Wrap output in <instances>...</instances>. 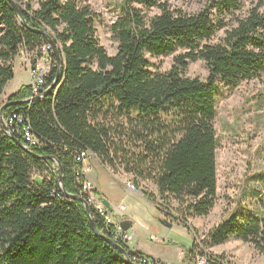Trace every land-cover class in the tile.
<instances>
[{
  "label": "trees",
  "instance_id": "trees-1",
  "mask_svg": "<svg viewBox=\"0 0 264 264\" xmlns=\"http://www.w3.org/2000/svg\"><path fill=\"white\" fill-rule=\"evenodd\" d=\"M31 1L25 10L17 5L22 21L0 0V110L30 95L22 87L2 102L23 51L47 46L53 63L40 97L5 108V122L18 119L14 128L6 132L0 121V264H135L132 255L148 257L117 243L127 260L105 240L112 238L95 210L88 215L81 201L63 195L60 178L70 195L87 200L77 158L90 153L114 175H129L147 201L191 232L190 219L210 215L218 200V92L264 81V0H202L195 13L166 0H122L112 57L100 45L90 6L45 0L33 9ZM153 9L160 14L147 20L144 11ZM177 52L184 54L166 73L149 59ZM198 60L206 63V80L185 75ZM36 172H48L47 179ZM231 239L264 255V215L236 210L186 258L227 264L207 251Z\"/></svg>",
  "mask_w": 264,
  "mask_h": 264
},
{
  "label": "rangeland",
  "instance_id": "rangeland-1",
  "mask_svg": "<svg viewBox=\"0 0 264 264\" xmlns=\"http://www.w3.org/2000/svg\"><path fill=\"white\" fill-rule=\"evenodd\" d=\"M12 1L23 10L26 9L29 3L28 0ZM42 1L45 0H32L30 7L38 9ZM80 1L90 6L93 12L97 14L96 30L100 45L109 56H115L118 52L119 42L116 40L111 28L120 15L118 7L122 0ZM166 1L172 8L187 13H195L203 7L202 0ZM144 14L146 19L150 20L160 13L159 10L153 9L144 11ZM223 37L224 33L221 32L215 42ZM45 47L46 50H42L44 48L42 47V49L25 50L21 53L14 63L15 80L8 84V91H12L15 86L21 84L22 87H30V95L27 98L28 100L32 98L33 79L31 68L48 67V63L44 59L51 56V51L49 52V48ZM182 54L184 52H177L169 57H149V59L155 68L166 73L172 69L174 58ZM185 75L189 78L206 80L208 77L206 63L201 60L189 63ZM216 105L218 200L210 215L190 219L189 221L191 228L189 234L193 237L197 246L202 244L211 230L227 220L238 209L245 213L264 215V185L259 181L264 177V81L263 83L256 81L244 83L235 90L223 88L218 92ZM89 156L91 159L87 160L86 166H89L92 159L97 160V158ZM107 171L111 176L114 175L110 170L107 169ZM36 175L40 180H44L47 179L48 172H36ZM255 176H259L257 180H253ZM40 180H37V183H41ZM142 188H147L151 192L156 191L153 185L146 182H142ZM127 203H130V201ZM161 220L176 224L173 219L165 214L161 216ZM166 232L165 236L156 234L157 239L163 237L172 243H181L183 246L189 241L186 240V232L181 228L173 227L172 229H166ZM130 235L132 236V234ZM135 237L132 238L135 240L137 239ZM132 238L127 242V245L132 241ZM154 240L156 241L155 238ZM161 242L159 240L157 243ZM151 244L154 245V243ZM207 252L213 256H224L227 264H264V255L259 254L251 245L235 239L229 240L224 245L213 247ZM186 253L187 251L178 252L179 257L184 262H190L186 258ZM197 257L201 256L197 255ZM195 262L190 263L195 264Z\"/></svg>",
  "mask_w": 264,
  "mask_h": 264
},
{
  "label": "crops",
  "instance_id": "crops-1",
  "mask_svg": "<svg viewBox=\"0 0 264 264\" xmlns=\"http://www.w3.org/2000/svg\"><path fill=\"white\" fill-rule=\"evenodd\" d=\"M8 87L9 85H7L2 97L3 103H6L11 96L16 94L22 85L15 86L12 91H8ZM89 166L90 173L87 178L93 184L95 194L101 199L117 222L121 220L130 223L128 233L137 238L135 240L132 238V241L128 244L131 251L142 253L159 264H192L184 262L178 254V252L190 250L194 244L193 237L190 236L188 229L179 223H172V228L178 227L186 232V240L189 241L185 246L178 242L172 243L163 237L159 239L162 242L157 243L159 240L156 234L165 236L167 234L166 229H172L161 223L163 214L158 207L147 201L143 194L129 190L127 187V184L131 182L129 175L122 173L121 175L111 176L107 169L95 159L91 160ZM128 201L130 203H127ZM151 243H154V245Z\"/></svg>",
  "mask_w": 264,
  "mask_h": 264
},
{
  "label": "built area",
  "instance_id": "built-area-1",
  "mask_svg": "<svg viewBox=\"0 0 264 264\" xmlns=\"http://www.w3.org/2000/svg\"><path fill=\"white\" fill-rule=\"evenodd\" d=\"M42 50H46V48H43ZM44 61L48 63V67H36L31 68L32 71V95H37L45 90L46 86V80L51 74L52 70V59L50 57L45 58ZM18 119L16 117H13L8 120L7 126L14 128L16 122ZM18 127H15L14 131H17ZM25 140L31 144L34 145L36 143V140L33 135H31L27 130L24 132ZM88 159H91L90 156H87V154H84L81 152L77 158V161L81 164V174L84 177V183L82 185L84 195L87 199V202L89 203L90 207H92L96 215L102 219V222L104 224V232H106L116 243L120 242H129L131 240V236L124 233L119 226H117L115 219L113 218V215L109 213L107 207L102 203L101 199L95 194L93 184L88 180L87 174L90 173V166H86L85 163ZM129 190L133 192H138L135 187L127 186ZM114 228V230H113ZM154 239V238H153ZM130 258L139 261L143 264H150V260L148 258H141L140 256H137L136 254L132 255ZM198 264H206L207 260L205 258H197Z\"/></svg>",
  "mask_w": 264,
  "mask_h": 264
},
{
  "label": "water",
  "instance_id": "water-1",
  "mask_svg": "<svg viewBox=\"0 0 264 264\" xmlns=\"http://www.w3.org/2000/svg\"><path fill=\"white\" fill-rule=\"evenodd\" d=\"M9 2H10V4L12 5V7L14 8V10L16 11V13L19 15V17H20V18L22 19V21H23V17H22V15H21V12H20V10L18 9V6L16 5V3H14L12 0H9ZM56 53H57V51H56ZM22 103H29V101H28V100H25V101H23V102H18V103H7V105H5V106H3V107L1 108V110H0V121H1V123L3 124V126H4V128H5V130H6V132H9V129L7 128V126H6V124H5V121H4V118H3V112H4L5 108H6L7 106H10V105H14V104H22ZM44 160H47V158H44ZM140 193H141V192H140ZM63 194H64V196H66V197L69 198V199H72V200H79V201H81V202L84 204V206H85V208H86V211H87L88 215H90V210H91V208H90V205H89V203L87 202V200H85L84 198H82V197H80V196H71V195H69L65 190H63ZM141 194H142V193H141ZM161 223H162L164 226L168 227V228H171V227L173 226L172 223L168 222L167 220H162ZM118 224H119V226L122 228L123 231H125V232L128 231L129 226H130V223H129V222L118 220ZM91 225H92V227H93V230L97 233V228H96V226H95V224H94L93 221H91ZM105 240H106L107 242H109L110 244L114 245L116 248H118V249L122 252V254L124 255V257L128 260V253L125 251L124 248H122L120 245H118V244H116L115 242H113L110 238H105Z\"/></svg>",
  "mask_w": 264,
  "mask_h": 264
},
{
  "label": "bare ground",
  "instance_id": "bare-ground-1",
  "mask_svg": "<svg viewBox=\"0 0 264 264\" xmlns=\"http://www.w3.org/2000/svg\"><path fill=\"white\" fill-rule=\"evenodd\" d=\"M51 58V57H50ZM46 83H47V80H46ZM46 89H47V87L45 86V90L43 91V92H45L46 91ZM43 92H41V93H39V94H37V95H33L32 96V98H36V97H40L42 94H43ZM31 98V99H32ZM29 102H30V100H28ZM7 123V122H6ZM84 154H87V156H89V155H91L92 157H95V156H93L92 154H90V153H84ZM96 158V157H95ZM60 182L62 183V192H63V190H65L64 189V187H63V181H62V178H60ZM84 183V182H83ZM128 186H132V187H134L132 184H128ZM66 191V190H65ZM67 192V191H66ZM139 192V191H138ZM68 193V192H67ZM69 194V193H68ZM64 195V194H63ZM70 195V194H69ZM71 196H73V195H71ZM66 197V196H65ZM81 197V196H80ZM67 198V197H66ZM67 199H69V198H67ZM72 200V199H71ZM113 218L115 219V217L113 216ZM115 221H116V219H115ZM116 224H117V226H119V224H118V222L116 221ZM120 227V226H119ZM172 228V227H171ZM120 229L122 230V228L120 227ZM123 231V230H122ZM124 233H126V234H128L129 236H131L129 233H128V231H123ZM131 238H132V236H131ZM112 240V239H111ZM113 242H115L114 240H112ZM116 243V242H115ZM127 243V242H126ZM117 244V243H116ZM129 259V258H128ZM133 262L135 263V264H143V263H140L139 261H136V260H134L133 259ZM197 264H198V262H197Z\"/></svg>",
  "mask_w": 264,
  "mask_h": 264
}]
</instances>
